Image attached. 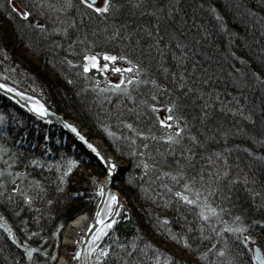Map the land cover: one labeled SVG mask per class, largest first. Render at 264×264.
Returning <instances> with one entry per match:
<instances>
[{"label": "trees", "instance_id": "trees-1", "mask_svg": "<svg viewBox=\"0 0 264 264\" xmlns=\"http://www.w3.org/2000/svg\"><path fill=\"white\" fill-rule=\"evenodd\" d=\"M0 23V78L79 121L125 163L115 187L127 204L91 264H257L253 249L264 252V167L253 171L264 159V0H111L104 13L82 0H0ZM89 55L102 70L86 67ZM110 75L124 82L110 83ZM161 110L172 127L159 122ZM20 112L0 94V264H55L67 222L92 214L100 168L52 130L29 145L44 137L45 152L55 155L18 146L11 113L27 119L25 128L41 122ZM185 183L192 196L199 188L222 191L224 205L212 203L241 217L246 231L203 220L197 205L174 196ZM248 235L254 240L245 244ZM177 252L179 259L170 256Z\"/></svg>", "mask_w": 264, "mask_h": 264}, {"label": "bare ground", "instance_id": "bare-ground-1", "mask_svg": "<svg viewBox=\"0 0 264 264\" xmlns=\"http://www.w3.org/2000/svg\"><path fill=\"white\" fill-rule=\"evenodd\" d=\"M96 3H97V1H96ZM18 7V8H20L21 10H23L17 3H13V7ZM24 11V10H23ZM33 19H35V18H33ZM38 20V19H37ZM36 19L35 20H33L32 22V25L33 26H36V24L38 25V24H41L40 23V21L38 20L37 21ZM1 24V23H0ZM110 83H111V81H109ZM11 86L13 85V87H15L16 89H18L19 91H21V93H24L25 94V96H20V95H13L12 96V98L14 99H11V98H9V100H11L16 106H18V107H20L22 110H24L25 112L23 113V112H20V114L21 115H25V116H27V114H29V115H31V116H33V117H35V118H37L38 120L37 121H41L39 124H31L32 126H34V125H36L37 127H40V129H35V130H33V129H30V128H32V127H30L29 126V128H25L24 126H19V125H13L11 128H9L10 129V131L11 132H13V133H11L12 134V136H14V137H17V138H19L18 139V142H19V145L18 146H21V147H27L28 146V148L27 149H29V150H31V151H38L39 153H44L45 155H47L46 153H48V152H45V150H48V144L46 143L45 144V142H44V137L42 138V140L41 141H37V142H39V143H37L36 145H35V143L31 146V145H29V142H32V139L35 137V138H39V136L40 137H42L43 135H45L46 133H49L48 131H51L52 130V132L55 134V136H56V134H57V136H59V137H63L62 138V142L63 143H69V144H71V145H73L76 149H79V150H77V151H79V152H82V153H84V154H86V155H88L89 156V158H90V160H95V161H97V162H99L98 161V159L96 158V157H94L95 155H94V153H93V151L89 148V147H87L88 146V144L87 143H85V141L84 140H81L80 138H79V136L77 135V133L76 134H74L75 132H72L71 131V129H69V128H65L64 127V125H66V124H71V123H69L67 120V118L65 119L64 118V120L65 121H62V120H59V119H57L56 121L55 120H51L52 118H49L48 116H47V118H40V117H37V116H35V115H33V114H31L30 113V111L29 110H27L24 106H22V104L20 103L21 101H26V100H31L32 102H33V104L35 105L36 104V102L33 100V99H31V98H29V97H32V98H34V99H36V100H38L40 103H42L44 106H46L51 112H52V114L53 113H55L56 115H59V116H62L61 115V113L59 112V111H57V110H55V109H53V108H51V107H49L47 104H46V102L43 100V98H41L40 96H37V95H35L34 93H32V92H30V91H28V90H23V89H21V88H19V87H17L15 84H13L12 82H10L9 83ZM120 84V83H119ZM6 90H10L9 88L8 89H6ZM6 90H4V91H6ZM7 92V91H6ZM9 93H10V91H9ZM0 94H1V91H0ZM20 100V101H19ZM158 110V109H157ZM157 114H158V116H160V111H157ZM54 115V114H53ZM55 115V116H56ZM167 116L165 117V118H163V119H161L160 117H159V122L161 123V121H164V123H161V124H167L168 125V122H167ZM41 123H43V124H41ZM50 124V125H49ZM82 125V124H81ZM83 126V125H82ZM174 128H177V126H173ZM173 128V129H174ZM56 129H58V130H60L61 132H56L55 130ZM69 130V131H68ZM77 131L80 133V135H83L84 137H85V140H87L88 141V143H91V144H93L94 146H95V148H97V149H99V150H103L104 148H107L106 149V151H104V156H106V157H108V158H111V160L113 161V154H112V152L109 150V148L105 145V143H104V141L103 140H101L100 138H96L95 136H93L92 134L90 135L89 134V132L88 133H85V132H87L88 130H86L85 128H82V131H79L78 130V128H77ZM65 132H67V133H65ZM63 133V134H62ZM0 135H1V132H0ZM7 135V134H6ZM33 136V137H32ZM57 136H56V138H57ZM55 139V138H54ZM64 139V140H63ZM60 141V140H59ZM66 141V142H65ZM56 142H58V140H56ZM61 142V141H60ZM61 142V143H62ZM28 143V144H27ZM62 143V144H63ZM0 144H3V142H2V140H0ZM3 148V147H2ZM103 148V149H102ZM49 154V153H48ZM50 156V155H49ZM88 158V159H89ZM87 159V160H88ZM225 160L227 159V158H224ZM89 161V160H88ZM226 166H230L231 165V162L230 161H225V163H224ZM221 176H223V174L222 175H220L217 179L219 180V178H221ZM227 176H225V178H226ZM41 178V177H40ZM178 178V176L176 177V179ZM44 179L42 178L41 179V181H43ZM221 180V179H220ZM31 181H32V179H31ZM227 181H222L221 182V185H223V184H225ZM27 184V183H26ZM30 184H28L27 186H29ZM182 186V185H181ZM196 190H198L199 191V194H200V196H201V201H202V199L204 198V197H207V203H211V202H213V201H215V203L216 204H222V206L224 205V203H225V199L223 200V198H221V197H223L222 196V194H223V192L221 191L220 193H216V194H210V192H208L207 190H205V189H203V188H199V189H196ZM196 190H194V193L196 192ZM108 192H111V193H113V194H115V195H117V193H114V191L113 190H108ZM74 194V193H73ZM207 194H210L209 196H207ZM189 195H190V197H192V198H194V195L192 196V194L191 193H189ZM107 199V192L105 193V196L104 197H101L100 196V194L98 193V192H96L95 193V197H94V200H95V202H94V205H93V211L92 212H94L93 213V215H92V217L91 218H93V219H95L96 218V212L98 211V205L99 206H103L104 208H105V213H103V214H101V216H100V219L101 220H104V222L105 223H107L108 222V220H109V216H107V205L106 204H104V205H102L101 204V201L102 200H106ZM214 199V200H213ZM124 203V202H123ZM111 207H112V205H111ZM86 212H85V210H83V212L82 213H80V214H77V215H75L70 221H68L67 222V224L65 225V228H64V230H63V232H62V234H61V246H60V250L58 251V253H59V255L58 256H56V262H55V264H77V259H81V258H84L85 257V259L86 260H88V257H89V248H87V247H89L90 246V244H91V241L93 240V239H90L89 241H87L86 243H84V245L86 246V249L85 250H83L82 251V253H81V255H80V257L79 258H77L76 256H75V252L73 253V257H74V259H73V257L70 255V254H68V251H67V249H68V247L70 246V245H74V244H76L75 242H76V238L77 237H79L78 239L80 240L81 239V241H80V243H77V247H78V249H80V246H81V244H82V242L84 241V238H85V235H86V228H88L89 226H90V223L93 221H89V219L90 218H88L89 216L87 215V214H85ZM227 213H230V212H227ZM227 213L226 212H222V213H220L219 214V216H220V218H217L216 220H213V219H211V226H214V225H216V226H218V223L219 222H221V223H228V228L229 227H232V228H237V226H239V225H243V224H245L246 222L245 221H243V224H242V218L240 219V220H236V219H234L235 218V215H233V214H228L227 215ZM237 214V213H236ZM238 216V215H237ZM236 216V217H237ZM5 223L7 224V225H10V221L8 220V221H6L5 220ZM230 223V224H229ZM101 224V223H100ZM229 225H232V226H229ZM102 226H104V224H102ZM113 227V226H112ZM86 229V230H85ZM111 229V228H110ZM110 229H108V230H110ZM94 237V236H93ZM92 238V237H91ZM207 241V240H206ZM206 241H203V242H201V243H205ZM209 242V241H208ZM190 244H192V241L190 242ZM26 246L27 247H29V248H31V247H35V245H27L26 244ZM36 247H39V246H36ZM257 249H258V247H256ZM255 248V249H256ZM192 249L193 250H195L196 252L199 250V248H197V249H194L193 247H192ZM188 250V249H187ZM65 251H67V253L65 252ZM79 251V250H78ZM189 251V250H188ZM195 251H194V254H197V253H195ZM206 251H210V250H206ZM191 253H192V251H190ZM173 254V255H172ZM254 254V253H253ZM180 253L179 252H177V253H171L170 254V256H173V257H175V258H180ZM192 256H193V253L191 254ZM6 259V258H5ZM73 259V261L72 262H74V263H72L71 262V260ZM76 260V261H75ZM255 261V260H254ZM185 262H187V263H189V259L188 260H185ZM256 262V261H255ZM257 263V262H256Z\"/></svg>", "mask_w": 264, "mask_h": 264}, {"label": "snow or ice", "instance_id": "snow-or-ice-1", "mask_svg": "<svg viewBox=\"0 0 264 264\" xmlns=\"http://www.w3.org/2000/svg\"><path fill=\"white\" fill-rule=\"evenodd\" d=\"M10 2H11V0H10ZM82 3L84 5H86V6H88L89 8H92L97 13H104V12H108L109 11V8H110V5H111V0H103V5L102 6H97V4L95 3V0H82ZM20 14L23 17H25V18L30 15V13H28L27 11H23V10H20ZM104 55H105V59L106 60H110V61L117 60L116 56L108 55L106 53ZM85 59L92 61L94 64L96 63V60H97V58L95 56H88V57H85ZM120 59L123 60V59H127V58L126 57H120ZM129 63H131V61H129ZM103 67L104 68H108V65L105 64V65H103ZM114 71L119 73V72L122 71V69L119 68V67H115ZM128 71H131V69H128ZM123 82L124 81L121 80V83H123ZM153 83H154V81H153ZM0 87H5L6 88V87H8V85L3 84V85H0ZM117 87H119V85H117ZM21 95H23V93H21ZM33 110L35 112L41 114V115H47V113H48V109L43 104H40L39 102H37L33 106ZM169 119H171V117H169ZM2 122H3V119L0 118V123H2ZM161 123H164V121H161ZM65 126L68 127V128H71L73 132H76L77 135L79 136V138L81 140H84L85 143L88 144V147L91 148L92 151L96 153L97 157H99L100 160L103 161L107 165L106 171H107L108 176L111 177L112 173H114L116 171V169H117L116 163L114 161H112L111 158H108V157L104 156L103 154H101V152L98 151L93 144L88 143V141L85 140V137L83 135H80V133L77 131V129L73 125L66 124ZM168 126L172 127L171 125H168ZM128 127L132 128V125L129 124ZM174 131L175 132H180V129L177 127V128L174 129ZM109 134L111 135V133H109ZM139 134L140 135H144V133H139ZM162 139L172 141V140L175 139V136L174 135H167V136L162 137ZM144 147H147V145H145ZM30 163L33 164V165H36L38 163V161L37 160H32ZM76 164H78V161H75V160L70 161V165H76ZM144 167L147 168L148 165L144 164ZM71 171H72V167L70 166L68 168V172H71ZM2 174H3V172L0 171V175H2ZM225 174H227V173H225ZM20 175H21V173H19V172L16 173V176H20ZM164 175H170V174L169 173H164ZM61 179H63V177H61ZM93 179H95V178H93ZM175 179L176 178L173 177V180H175ZM236 179H239V177H237ZM38 183L39 182H37V185H38ZM164 187H167V185H164ZM12 191L13 192H17V191H19V189L13 188ZM96 191L100 194L101 197H104L105 193L107 192L106 184H98L97 188H96ZM169 191H172V189H169ZM192 191H193V189L190 188L189 184L185 183V184L182 185V190H176L174 192V196L176 198H178L179 201H181V202H183L185 204L197 205L200 208L199 215L205 221L211 222L210 217H216L218 215V211H220V212L223 211V209H219L218 210L217 208H214L210 204H208L207 203V197H204L203 198L204 202L201 203V196H200L198 190H196L194 198L190 197V195L188 193H190ZM21 195L24 196V199H25L26 202H31L32 197L30 195H27L24 192H21ZM117 202H118L117 196L115 194L111 193V192H107V199L101 201L102 205L106 204L108 206L107 207V216L111 217L113 215V211L114 210L111 207V205L112 204H116ZM49 203H51V201H49ZM103 213H105V208L103 206H99L98 205V211L96 212L95 215H96L97 220L101 224H104V228L98 230L99 234L93 238L94 240L100 239V236L105 234V230L108 229V228H111L113 226V224L116 223L114 218L109 219L107 223H105L104 220H101L100 216ZM235 219L236 220H240L241 218L239 216H237V217H235ZM165 222H167V218H165ZM259 223L264 224V221H260ZM246 228H247L246 225H241L240 227H237V228L229 227L227 230L229 232H243V231H246ZM253 240H254V237L251 236V235H248L245 238L244 243L247 244L249 241H253ZM182 242L184 243V245H186L188 247H191V244H189V241H188V239L186 237L182 238ZM94 250H95V246L94 245H93L92 248H89V251H94ZM32 251H33L32 249L28 250V255L29 256H31ZM101 251H102L103 255H106L107 252H108V249L104 248ZM257 252H258V254L253 256V260H255L257 262V264H264V253H259V250H257ZM219 254L221 256L224 255L225 254L224 253V249H220ZM80 255H81L80 251H77L75 253V256L77 258H79ZM97 258H99V257H97ZM157 264H159L158 258H157ZM165 264H167V261H165Z\"/></svg>", "mask_w": 264, "mask_h": 264}, {"label": "rangeland", "instance_id": "rangeland-1", "mask_svg": "<svg viewBox=\"0 0 264 264\" xmlns=\"http://www.w3.org/2000/svg\"><path fill=\"white\" fill-rule=\"evenodd\" d=\"M97 6H102L103 5V0H97ZM19 13H20V8H18V7H14ZM89 56H92V55H89ZM86 61H87V64H86V67L87 68H99V70H102V68L101 67H99V63H98V61L96 60V63L94 64L92 61H90V60H87L86 59ZM98 65V66H97ZM105 75H107V71H105L104 70V72H103ZM118 73V72H117ZM108 76V75H107ZM108 79H110V81L112 82V83H120L121 82V77H119V76H109V78ZM0 81L1 82H4V83H7V84H9L10 82L9 81H7V80H5V79H3V78H0ZM13 86V85H12ZM1 95H3V96H5V97H7L8 99H9V97H8V95H5V94H3V93H1ZM61 115H62V117L63 118H67L68 120V122L69 123H71V125H73L76 129L78 128V130L79 131H82V128H85V126H82L81 125V123L79 122V121H77V120H75V119H72V118H68V117H66L65 116V114L64 113H61ZM11 116H12V118H13V120H15V121H17V123L19 124V126H24V127H26L25 125L27 124V119L26 118H23V117H19V115H17V114H14V113H11ZM167 116V113H166V111H164V110H161L160 111V118L161 119H163V118H165ZM86 130H88L87 128H85ZM89 132V130L87 131V132H85V133H88ZM65 133H67V132H65ZM90 134V133H89ZM91 135V134H90ZM178 138H176V140H177ZM66 145L67 146H70V147H73V145H71V144H69V143H66ZM103 149V148H102ZM106 149L107 148H104L103 149V151H106ZM49 152V155H55L54 154V151L53 150H49L48 151ZM113 154V153H112ZM86 155V154H85ZM114 158H113V161L116 163V165H117V169H116V171H115V176L113 177V179L111 180V190H113L114 191V193H117V198H118V202L116 203V204H112V208H113V215L109 218V219H112V218H114L115 219V221H117V220H119V218H120V214L123 212V205H121V203L122 202H124L125 204H127V200L125 199V197H124V195L119 191V190H117V188L115 187V183L121 178V173H122V168L123 167H125V163L124 162H122V161H120V160H118L115 156H114V154L112 155ZM85 159L87 158H89V156L88 155H86V157H84ZM259 159H257L256 161H255V166L253 167V171L254 172H257L258 173V169H261L262 167H264V159L263 158H260V157H258ZM86 159V160H87ZM90 159V158H89ZM88 159V160H89ZM95 161V160H94ZM96 162V164H97V166L100 168V176H99V182L101 183V184H105L106 183V171H105V169H104V167L99 163V162H97V161H95ZM261 167V168H260ZM83 168L85 169L86 167H84L83 166ZM83 168H81L80 170H78V172L79 173H82L83 172ZM87 170H89V168H86ZM90 171V170H89ZM237 173V171L236 172H234V170L230 173L229 172V174L232 176L233 174L235 175ZM235 182L237 181V183H239V180H234ZM204 202V200L202 199V201H201V203H203ZM208 204H214L212 207H214L215 208V203H208ZM128 206V205H127ZM92 214H87V213H85V214H87L89 217L88 218H90L89 219V221H92L93 220V218H91L92 217V215H93V213L94 212H91ZM219 214L220 213H218V215L216 216V217H210V219H213V220H216L217 219V217L219 216ZM209 222V221H208ZM209 223H212V222H209ZM230 224V223H229ZM114 225V224H113ZM102 228H104V226H101L99 229H102ZM112 228V227H111ZM148 228H151V227H148ZM147 228V229H148ZM87 229V228H86ZM85 229V230H86ZM98 229V230H99ZM108 229H110V228H108ZM108 229H106L105 230V234H103V235H101L100 236V239H98V240H94L93 238L95 237V236H97L99 233H98V230L95 232V234L93 235L94 237H92L91 239H93L92 241H91V244H90V246L89 247H87V248H92L93 247V245L95 246V250L94 251H89V257H88V260H87V264H91V262H90V258H92L94 255H95V258H97L98 256H99V254H96V252H97V250L99 249V245H100V242L102 241V239L105 237V235L107 234V232H108ZM244 232V231H243ZM246 237V236H245ZM79 237H77L76 238V244H74V245H70L69 247H68V249H67V251H68V254H70L72 257H73V253L75 252H77L79 249H78V247H77V243H80V241H81V239L79 240L78 239ZM244 240H245V238H244ZM185 249H188V246L187 247H185ZM59 250H60V248H59ZM257 250H259L261 253H264L263 252V250L262 249H260V248H254L253 249V256L254 255H256V251ZM67 251H65L66 253H67ZM99 251V250H98ZM121 253H124L125 251L124 250H121L120 251ZM119 255V254H118ZM117 256V255H116ZM115 257V256H114ZM73 259H74V257H73ZM73 259L71 260V262L73 261ZM76 261V260H75ZM72 263H74V262H72Z\"/></svg>", "mask_w": 264, "mask_h": 264}, {"label": "water", "instance_id": "water-1", "mask_svg": "<svg viewBox=\"0 0 264 264\" xmlns=\"http://www.w3.org/2000/svg\"><path fill=\"white\" fill-rule=\"evenodd\" d=\"M96 1L97 0H95V3H96ZM3 84H6V85H8V87H0V91H1V93H3V94H5V95H8V97L9 98H11V99H13L12 98V96L13 95H20V96H25V94L23 93V95H21V91H19L18 89H16L15 87H13V86H11L10 84H7V83H4V82H1L0 81V85H3ZM10 89V90H6V89ZM14 89V90H13ZM4 90H6V91H4ZM9 91H10V93H9ZM29 98H31V99H33L36 103L37 102H39L38 100H36V99H34V98H32V97H29ZM14 100V99H13ZM20 101V100H19ZM21 104H22V106H24L27 110H29L30 111V113L31 114H33V115H35V116H37V117H40V118H47V116L49 117V118H52L51 120H57V119H59V120H62V121H65L64 120V118L62 117V116H59V115H56L55 113H53L52 114V112L48 109V113H47V115H41V114H39V113H37V112H35L34 110H33V106H34V104H33V102L31 101V100H26V101H21L20 102ZM40 103V102H39ZM40 104H42V103H40ZM56 115V116H55ZM64 127L67 129L68 127H66L65 125H64ZM69 129H71V128H69ZM69 131V130H68ZM71 131H72V129H71ZM73 132V131H72ZM74 134H76V132L74 133ZM88 147V146H87ZM91 149V148H90ZM97 149V148H96ZM92 150V149H91ZM98 151H100L101 152V154H103V155H105L104 154V151L103 150H99V149H97ZM94 153V157H96L97 159H98V161H99V163L104 167V169H105V171H106V168H107V165L103 162V161H101L100 160V158L99 157H97V155H96V153L95 152H93ZM115 174V172L114 173H112V175H111V177H109L108 176V174H107V171H106V188H107V192H108V190H111V180L113 179V177L115 176L114 175ZM102 226V224H100V222L97 220V218H95V219H93V221L90 223V226L87 228V230H86V235H85V238H84V241L82 242V244H81V246H80V249H79V251H80V253H82V251L83 250H85L86 249V246L84 245V243H86L87 241H89L90 239H91V237H93V235L95 234V232L100 228ZM259 253H261L260 251H259ZM256 254H258V252L256 251ZM77 264H87V260L85 259V257L84 258H79V259H77Z\"/></svg>", "mask_w": 264, "mask_h": 264}]
</instances>
